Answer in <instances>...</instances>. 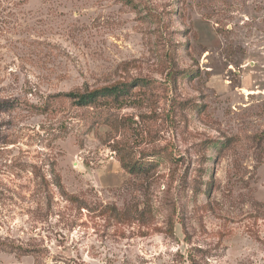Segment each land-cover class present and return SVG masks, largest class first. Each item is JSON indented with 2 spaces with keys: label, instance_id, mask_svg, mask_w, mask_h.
Instances as JSON below:
<instances>
[{
  "label": "rangeland",
  "instance_id": "obj_1",
  "mask_svg": "<svg viewBox=\"0 0 264 264\" xmlns=\"http://www.w3.org/2000/svg\"><path fill=\"white\" fill-rule=\"evenodd\" d=\"M132 2L0 0V99L151 82L0 113V264H264V0Z\"/></svg>",
  "mask_w": 264,
  "mask_h": 264
},
{
  "label": "trees",
  "instance_id": "obj_2",
  "mask_svg": "<svg viewBox=\"0 0 264 264\" xmlns=\"http://www.w3.org/2000/svg\"><path fill=\"white\" fill-rule=\"evenodd\" d=\"M118 1L135 7L132 0ZM150 83L149 79L135 78L131 81H115L93 88H84L83 90L76 89L67 94L50 95L40 106H35L28 102L2 98L0 99V113L15 109L19 106L25 107L30 111L46 113L51 110L57 99H60V102L68 99L76 108L91 110L94 121L107 122L111 120L110 110L124 106V102L130 101L132 96L141 89L148 88L151 85ZM120 162L122 168L132 174L144 171L148 165L146 161L129 163L124 160L123 156L120 157ZM0 252L11 253L18 257L31 256L33 254V250L30 248L16 245L8 240L0 242Z\"/></svg>",
  "mask_w": 264,
  "mask_h": 264
}]
</instances>
